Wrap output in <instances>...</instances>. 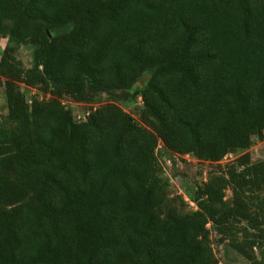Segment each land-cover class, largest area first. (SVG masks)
Returning <instances> with one entry per match:
<instances>
[{
    "label": "trees",
    "instance_id": "16d2710c",
    "mask_svg": "<svg viewBox=\"0 0 264 264\" xmlns=\"http://www.w3.org/2000/svg\"><path fill=\"white\" fill-rule=\"evenodd\" d=\"M1 45L0 264H215L207 225L238 220L260 232L245 243L256 247L264 0H0ZM136 86L144 126L103 104ZM63 96L92 107L76 120ZM160 145L210 164L245 153L184 212L169 205Z\"/></svg>",
    "mask_w": 264,
    "mask_h": 264
},
{
    "label": "rangeland",
    "instance_id": "374dc122",
    "mask_svg": "<svg viewBox=\"0 0 264 264\" xmlns=\"http://www.w3.org/2000/svg\"><path fill=\"white\" fill-rule=\"evenodd\" d=\"M2 47L3 45L0 46V49H2ZM32 51L33 46L28 44L22 46L15 55V58L22 63V67L25 69L31 68L32 66ZM142 82L143 81L138 84V87L143 84ZM136 89L137 86L131 91L120 95V97L123 98L121 100L117 98L118 96L112 98L104 96L103 104H115L121 107L138 123L144 126L141 120V99L140 97H137L136 100H133L132 97L133 92ZM20 90L26 93L27 99L35 96L43 100L50 98L47 92H44L36 86L25 87L23 84H20ZM61 102L66 108L74 112L76 120L81 119L88 109L92 107L88 104L76 102L69 96H63L61 98ZM5 114V99L3 95V88L0 84V121H4ZM244 153L245 151H240L236 154L228 156L220 163L210 164L199 162L193 156H176L160 145L157 150V157L163 169L162 177L169 179L171 182L168 191L169 205L176 206L184 212L190 211L189 209L194 207V204L190 201V193L195 191L197 187L203 185V183L208 181L210 178L224 174L228 168L236 165L234 164L235 160ZM249 153L253 162L260 159L264 160V140L255 141V145L249 150ZM238 169L242 168L238 167ZM260 197L261 199H264V189L260 193ZM225 200L229 202L232 200L230 187H228L225 191ZM250 209L251 213L255 215L259 210L258 208H255L254 204L250 205ZM260 214L264 216V210H261ZM228 227H230V229ZM228 227H218L211 223L207 225V229L209 231V243L214 254L215 264H260V253L264 251V226L262 227V237L261 239H255L256 247L252 250L246 246L250 243V241L254 240L252 237H258L257 234L260 232L252 234L256 232L251 230L248 224L242 220L232 222V224L228 225ZM245 229L249 231V235L245 234ZM236 244L245 245L244 247L247 253L252 254L254 259L249 261L243 254L239 253V251L235 248Z\"/></svg>",
    "mask_w": 264,
    "mask_h": 264
}]
</instances>
